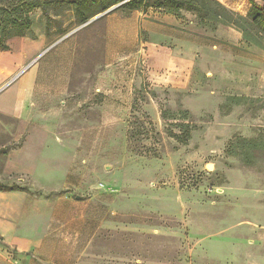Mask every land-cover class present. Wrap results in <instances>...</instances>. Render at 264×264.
I'll return each instance as SVG.
<instances>
[{"label": "rangeland", "instance_id": "obj_1", "mask_svg": "<svg viewBox=\"0 0 264 264\" xmlns=\"http://www.w3.org/2000/svg\"><path fill=\"white\" fill-rule=\"evenodd\" d=\"M216 1L242 17L252 1L264 5ZM117 5L84 27L67 5L31 13L27 37L53 43L36 61L42 70L59 69L52 82L67 67L68 91L35 116L0 114V189L83 202L85 219L75 245L61 250L68 253L61 264H264V38L239 21L244 41L238 28L219 24L226 17L213 6L205 19L182 12L180 24ZM151 49L155 57L193 56L189 77L154 72ZM37 125L54 132H36ZM183 125L186 144L171 135ZM8 160H67L81 174L68 175V186L52 194L8 172ZM52 177L42 171L36 180Z\"/></svg>", "mask_w": 264, "mask_h": 264}, {"label": "crops", "instance_id": "obj_2", "mask_svg": "<svg viewBox=\"0 0 264 264\" xmlns=\"http://www.w3.org/2000/svg\"><path fill=\"white\" fill-rule=\"evenodd\" d=\"M223 5L229 8L228 5L224 3ZM152 11L162 14L164 17H172L177 23L183 22L181 17L177 18L159 10ZM148 13V11L142 12L145 15ZM110 32L111 30L107 31V33ZM168 36L167 38L173 39L172 34ZM176 37L174 36V38ZM47 42L45 36L33 40L26 36L18 44L12 60L5 57H8L7 54L13 50L0 53V114L27 118L41 112L40 108L43 102L61 101L65 98L68 91L67 67H62V75L52 82V72L56 73L59 69L55 67L56 69L53 71L46 68L42 70L39 62L36 61L53 44ZM191 42L194 43L193 40H190ZM146 53L151 61L150 68L156 73L159 71L163 73L162 70L165 69V73L171 72L175 76L182 75L184 77L183 70H185L189 77L193 68V56L180 59L178 56L173 57L171 54L165 53L161 57H155L153 49ZM158 60L161 62L157 64ZM107 72H110V76L114 79L113 69L107 70ZM16 73L17 75L12 78L11 83L5 84ZM169 81L172 85L175 82L173 78ZM175 83L177 84V82ZM33 129L41 133L54 132L53 127L45 125L33 126ZM49 161L51 162V160ZM55 161L47 166L45 164L36 166L27 163V160H8L6 170L29 177L32 185L42 192L56 194L68 186V175H80L81 171L79 168H71V163L68 164L67 160ZM74 161L71 160V162ZM42 171L53 174L55 177L48 181L36 180ZM84 219L83 202L77 199L70 200L58 195L43 197L19 190L0 191V250L6 246L12 252L0 255L2 258L6 256L8 264H23L26 257L39 259L46 264H61L60 259L68 256V253L61 254V250L63 248L71 249L75 245L73 239L76 240V233L80 231L79 228H81ZM70 243L72 246L69 245ZM8 255H11L10 259Z\"/></svg>", "mask_w": 264, "mask_h": 264}, {"label": "trees", "instance_id": "obj_3", "mask_svg": "<svg viewBox=\"0 0 264 264\" xmlns=\"http://www.w3.org/2000/svg\"><path fill=\"white\" fill-rule=\"evenodd\" d=\"M57 3L60 6L67 5L72 7L76 11L78 22L81 25L88 22L91 17L107 11L113 5L121 3H123L121 8L125 9L126 13H129L130 10L145 12L148 9H152L180 18L182 12H188L192 15L197 12V14L204 16V19L210 18V13L208 12L209 8L213 6L220 11V14H215L218 18L226 17V19L220 20L219 24L232 25L238 28L243 34L244 41L250 42L239 21L248 22L250 27L264 38V5H259L254 1L251 2L246 17H242L234 15L233 12L227 10L216 0H0V53L12 50L14 42L20 43L27 36L32 28L31 13L35 9H41L46 13L47 7L53 4L59 5ZM165 9L171 11H166ZM183 9L186 11H183ZM182 129L183 131L179 134L171 135L180 144H186L190 137V132L185 125L182 126ZM17 190L20 191L21 189H0V191L7 192Z\"/></svg>", "mask_w": 264, "mask_h": 264}, {"label": "water", "instance_id": "obj_4", "mask_svg": "<svg viewBox=\"0 0 264 264\" xmlns=\"http://www.w3.org/2000/svg\"><path fill=\"white\" fill-rule=\"evenodd\" d=\"M125 2H126V1H125ZM125 2H123V3H125ZM123 3L117 5L116 7L121 6ZM113 8H114V7H113ZM113 8H111V9H109V10H107V11H105V12H103V13L97 15V16H95L93 19H91V20H89L88 22L84 23L81 27L87 26L88 24H90V23L93 22L94 20L101 18L102 16H104V15H106L108 12H110Z\"/></svg>", "mask_w": 264, "mask_h": 264}]
</instances>
